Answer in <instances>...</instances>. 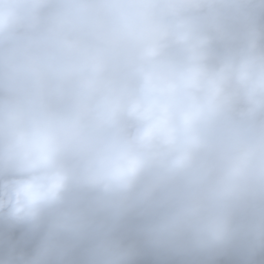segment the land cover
I'll use <instances>...</instances> for the list:
<instances>
[{
	"label": "clouds",
	"instance_id": "clouds-1",
	"mask_svg": "<svg viewBox=\"0 0 264 264\" xmlns=\"http://www.w3.org/2000/svg\"><path fill=\"white\" fill-rule=\"evenodd\" d=\"M0 264H264V0H0Z\"/></svg>",
	"mask_w": 264,
	"mask_h": 264
}]
</instances>
